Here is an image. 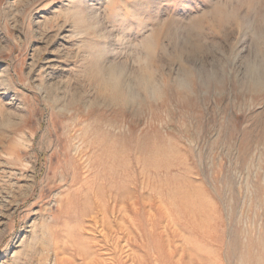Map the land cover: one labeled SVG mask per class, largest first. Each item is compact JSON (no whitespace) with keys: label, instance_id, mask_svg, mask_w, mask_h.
I'll return each mask as SVG.
<instances>
[{"label":"rangeland","instance_id":"374dc122","mask_svg":"<svg viewBox=\"0 0 264 264\" xmlns=\"http://www.w3.org/2000/svg\"><path fill=\"white\" fill-rule=\"evenodd\" d=\"M209 4L0 0V264H264V95L169 96L138 117L76 78L89 57H122L150 33L161 61L226 65L248 34L206 23ZM68 9L103 16V35L78 41ZM42 85L78 87L83 103L58 115Z\"/></svg>","mask_w":264,"mask_h":264},{"label":"clouds","instance_id":"9594fccd","mask_svg":"<svg viewBox=\"0 0 264 264\" xmlns=\"http://www.w3.org/2000/svg\"><path fill=\"white\" fill-rule=\"evenodd\" d=\"M203 20L246 30L249 45L246 52L230 57L226 65L194 64L179 57L161 61L152 53L155 42L150 39V33L122 57L108 59L103 53L89 57L76 78L91 89L103 92L106 105L130 111L138 117L147 116L169 96L179 103H190L221 95L228 87H234L244 97L264 95V0H210ZM65 23L78 41H86L103 35L101 29L105 20L101 15H89L82 9H68ZM160 64L171 66L172 70L159 67ZM40 91L46 100L50 95L58 96L60 103L54 110L64 117L74 115L83 103L78 99V87L42 85ZM11 119L16 128H21L27 118L13 114ZM12 144L16 150L26 146L15 138Z\"/></svg>","mask_w":264,"mask_h":264},{"label":"bare ground","instance_id":"6f19581e","mask_svg":"<svg viewBox=\"0 0 264 264\" xmlns=\"http://www.w3.org/2000/svg\"><path fill=\"white\" fill-rule=\"evenodd\" d=\"M95 114H96V113H95ZM103 116H104V115H103ZM100 119H101V118H100ZM102 120H103V119H102ZM104 120H105V119H104ZM105 121H106V120H105ZM91 122H92V121H91ZM103 122H104V121H103ZM111 123H112V122H111ZM91 126H92V125H91ZM106 127H107V126H106ZM99 128H100V127H99ZM106 129H107V128H106ZM111 131H112V130H111ZM100 133H101V132H100ZM104 133H105V131H104ZM117 133H118V132H117ZM103 136H104V134H103ZM103 136L101 135V137H103ZM104 138H105V137H104ZM111 140H112V139H111ZM108 142H109V141H108ZM129 142H130V141H129ZM132 145H134V143H132ZM90 146H91V145H90ZM95 146H96V145H95ZM130 146H131V145H130ZM108 148H109V147H108ZM110 149H111V147H110ZM130 149H131V148H130ZM98 150H99V149H98ZM127 150H128V149H127ZM110 151H111V150H110ZM130 151H131V150H130ZM94 152H95V151H94ZM113 152H114V150H113ZM95 153H96V152H95ZM100 153H101V152H100ZM105 153H106V152H105ZM153 153H154V152H153ZM96 154H97V153H96ZM102 154H103V153H102ZM123 154H124V153H123ZM70 155H71V154H70ZM94 155H95V154H94ZM94 155H93V156H94ZM104 155H106V154H104ZM119 155H120V154H119ZM121 155H122V154H121ZM128 155H130V154L128 153ZM97 156H98V155H97ZM108 156H109V155H108ZM113 156H114V155H113ZM123 157H125V156L123 155ZM123 157H122V158H123ZM135 157H136V156H135ZM154 157H155V156H154ZM95 158H96V156H95ZM95 158H93V159L95 160V162H97ZM100 158H101V157H100ZM108 158H109V157H108ZM110 158H111V156H110ZM114 158H115V157H114ZM126 158H128V157H126ZM136 158H137V157H136ZM136 158H135V159H136ZM98 159H99V158H98ZM98 159H97V160H98ZM117 159H118V158H117ZM119 159H120V158H119ZM119 159H118V160H119ZM128 159H129V158H128ZM141 159H142V158H141ZM141 159H140V160H141ZM144 159H145V158H144ZM147 159H148V158H147ZM127 161H128V160H127ZM146 161H148V160H146ZM149 161H150V160H149ZM153 161H155V160H153ZM112 162H113V161H112ZM128 162H129V161H128ZM128 162H127V163H128ZM101 163H103V162H101ZM104 163H105V162H104ZM119 163H120V161H119ZM119 163H118V164H119ZM150 163H152V162H150ZM150 163H148V164H150ZM116 164H117V162H116ZM121 164H122V163H121ZM137 164H138V162L136 161V165H137ZM145 164H146V163H145ZM153 164H154V163H153ZM104 165H105V164H104ZM129 165H130V164H129ZM131 165H132V164H131ZM131 165H130V167H131ZM63 166H64V165H63ZM99 166H100V165H99ZM109 166H110V165H109ZM145 166H146V165H145ZM149 166H150V165H149ZM152 166H153V165H152ZM152 166H151V167H152ZM155 166H156V164H155ZM95 167H97V166H95ZM102 167L104 168V166H102ZM115 167H116V166H115ZM70 168H71V166H70ZM99 168H100V167H99ZM105 168H106V167H105ZM107 168H109V167H107ZM122 168H123V167H122ZM141 168H142V167H141ZM141 168H140V169H141ZM157 168H159V167H157ZM91 169H92V168H91ZM95 169H96V168H95ZM95 169H94V170H95ZM119 169H120V168H119ZM154 169H156V168H154ZM75 170H76V168H75ZM98 170H100V169H98ZM113 170H114V169H113ZM113 170H112V172H113ZM163 170H164V169H163ZM105 171H106V170H105ZM125 171H126V170H125ZM143 171H144V170H143ZM143 171H141V172H143ZM153 171H155V170H153ZM160 171H162V170H160ZM164 171H165V170H164ZM164 171H163V172H164ZM168 171H169V170H168ZM92 172H93V171H92ZM96 172H97V171H96ZM106 172H107V171H106ZM118 172H119V171H118ZM126 172H127V171H126ZM133 172H134V171H133ZM148 172H149V171H148ZM158 172H159V170H158ZM165 172H166V171H165ZM64 173H65V172H64ZM80 173H81V172H80ZM101 173H102V171H101ZM127 173H128V172H127ZM131 173H132V172H131ZM150 173H151V172H150ZM168 173H169V172H168ZM75 174H76V173H75ZM137 174H138V173H137ZM147 174H148V173H147ZM147 174H145V175H147ZM66 175H67V174H66ZM87 175H88V174H87ZM87 175H86V176H87ZM113 175H114V174H113ZM148 175H149V174H148ZM153 175H154V174H153ZM153 175H152V176H153ZM166 175H167V174H166ZM67 176H68V175H67ZM77 176H78V175H77ZM90 176H91V175H90ZM93 176H95V175H93ZM125 176H128V175H125ZM141 176H142V175H141ZM149 176H151V175H149ZM152 176H151V177H152ZM158 176H159V177H158ZM64 177H65V176H64ZM97 177H98V176H97ZM97 177H96V178H97ZM138 177H139V176H138ZM157 177H158V178H161V176L158 175V174H157ZM78 178H79V176H78ZM80 178H81V177H80ZM80 178H79V179H80ZM87 178H88V177H87ZM87 178H86V179H87ZM117 178H118V176H117ZM117 178H114V179H117ZM139 178H140V177H139ZM144 178H145V177H144ZM155 178H156V177H155ZM89 179H90V178H89ZM100 179H102V178H100ZM103 179H104V178H103ZM152 179H153V177H152ZM161 179H162V178H161ZM168 179H169V178H168ZM71 180H72V178H71ZM71 180H70V181H71ZM92 180H94V177H92ZM83 181H85V179H84ZM96 181H97V180H96ZM98 181H99V180H98ZM114 181H115V180H114ZM81 182H82V181H81ZM106 182H108V181H106ZM106 182H105V183H106ZM139 182H140V181H139ZM73 183H74V182H73ZM78 183H79V182H78ZM103 183H104V181H103ZM116 183H117V182H116ZM136 183H137V181H136ZM100 184H101V183H100ZM110 184H111V182H110ZM120 184H121V183H120ZM120 184H119V185H120ZM112 185H113V184H112ZM114 185H115V184H114ZM122 185H123V184H122ZM73 186H74V185H73ZM83 186H84V185H83ZM86 186H87V185H86ZM92 186H93V184H92ZM98 186H99V184H98ZM143 186H144V184H143ZM99 187H100V186H99ZM115 187L118 188L119 186H115ZM80 188H81V187H80ZM107 188H108V187H107ZM110 188H112V186H110ZM110 188H109V189H110ZM113 188H114V187H113ZM88 189L90 190V188H88ZM88 189H87V190H88ZM99 189H100V188H99ZM102 189H103V188H102ZM121 189H122V187H121ZM84 190H85V189H84ZM87 190H86V191H87ZM105 190H106V189H105ZM120 191H121V190H120ZM100 192H101V191H100ZM113 192H114V191H113ZM87 193H88V191H87ZM96 193H98V192H96ZM96 193H95V194H96ZM102 193H104V192H101V194H102ZM118 193H119V192H118ZM136 193H137V192H136ZM88 194H89V193H88ZM98 194H99V193H98ZM193 194H194V193H193ZM102 195H103V194H102ZM137 195H138V194H137ZM83 196H84V195H83ZM100 196H101V195H100ZM100 196H99V197H100ZM113 196H114V195H113ZM84 197H86V196H84ZM97 198H98V195H97ZM100 198H101V197H100ZM103 198H104V197H103ZM100 200L102 201V199H100ZM104 201H105V200H104ZM114 201H115V203H116V199H114ZM102 203H103V202H102ZM103 204H106V203H103ZM89 206H90V205H89ZM209 208H210V207H209ZM103 209H104V208H103ZM120 213H121V212H120ZM199 215H200V214H199ZM138 224H139V223H138ZM140 224H141V223H140ZM97 228H98V227H97ZM140 229H141V227H140ZM71 230H72V229H71ZM77 230H78V229H77ZM75 232H76V231H75ZM75 232H73V235H72V236H76V235L78 234L79 238L77 239L76 242H79V243L81 244L82 241H78V240L80 239V234L77 233V234L75 235V234H74ZM70 233H71V231H70ZM143 233H145V232L143 231ZM213 234H214V232H213ZM194 235H195V234H194ZM149 236H150V235H149ZM63 237H64V236H63ZM65 237H66V236H65ZM76 237H77V236H76ZM76 237H75V238H76ZM199 237H200V236H199ZM56 238H57V237H56ZM59 238H60V237H59ZM144 238H145V236H144ZM146 238H148V237H146ZM216 238H217V237H216ZM216 238H215V239H216ZM66 239H68V238H66ZM153 239H154V238H153ZM60 240H61V239H60ZM71 240H72V239H71ZM80 240H81V239H80ZM82 240H83V238H82ZM84 240H85V239H84ZM149 240H151V238H150ZM66 241H68V240H66ZM85 241H86V240H85ZM147 241H148V240H147ZM215 241H217V240H215ZM245 241H246V240H245ZM72 242H73V240H72ZM152 242L154 243V240H152ZM208 242H209V241H208ZM222 242H223V241H222ZM70 243H71V242H70ZM146 243H147V242H146ZM153 243H152V244H153ZM159 243H160V242H159ZM217 243H220V242L217 241ZM223 243H224V242H223ZM240 243H242V242H240ZM83 244H84V243H83ZM149 244H150V243H149ZM149 244H147V245H149ZM155 244H157V240H156V243H155ZM210 244H211V243H210ZM220 244H222V243H220ZM242 244H243V243H242ZM211 245H214V244H211ZM231 245H232V243H231ZM231 245H230L229 247H231ZM258 245H259V244H258ZM144 246H145V244H144ZM149 246H150V245H149ZM206 246H207V245H206ZM73 247H74V246H73ZM85 247H86V244H85ZM140 247H142V246H140ZM147 247H148V246H147ZM157 247H158V246H157ZM157 247H156L155 250L159 251V250L157 249ZM236 247H237V245H236ZM257 247H258V246H257ZM79 248H80V247H79ZM149 248H150V247H148V249H149ZM152 248H153V247H152ZM154 248H155V245H154ZM196 248H197V247H196ZM212 248H213V247H212ZM231 248H232V247H231ZM231 248H230V249H231ZM71 249H72V248H71ZM71 249H70V250H71ZM75 249H76V248H75ZM83 249H85V248H83ZM96 249H97V248H96ZM213 249L215 250V248H213ZM213 249H212V251H214ZM235 249H236V248H235ZM207 250H208V249H207ZM73 251H74V249H73ZM78 251H79V250H78ZM83 251H84V253H85V251H88V248H86V250H83ZM96 251H97V250H96ZM210 251H211V249H210ZM230 251H231V250H230ZM88 252H89V251H88ZM146 252H147V251H146ZM230 253H231V252H230ZM85 254H86V253H85ZM148 254H149V251H148L147 255H148ZM201 254H202V253H201ZM205 254H206V252H205ZM212 254H213V253H212ZM228 254H229V253H228ZM82 256H83V255H82ZM86 256H87V255H86ZM228 257H229V256H228ZM186 258H187V257H186ZM188 258H189V257H188ZM150 259H151V258H150ZM151 260H152V259H151ZM156 262H157V261H156ZM66 263H67V262H66ZM230 264H231V263H230Z\"/></svg>","mask_w":264,"mask_h":264}]
</instances>
